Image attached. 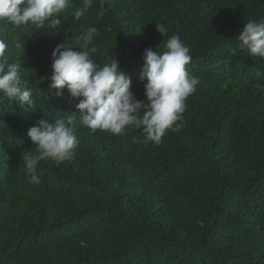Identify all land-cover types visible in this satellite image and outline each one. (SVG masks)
I'll return each instance as SVG.
<instances>
[{
	"label": "trees",
	"instance_id": "obj_1",
	"mask_svg": "<svg viewBox=\"0 0 264 264\" xmlns=\"http://www.w3.org/2000/svg\"><path fill=\"white\" fill-rule=\"evenodd\" d=\"M71 4L57 28L0 21L33 100L0 94V264H264V58L236 38L264 17V0H109L102 17L92 0L79 20L82 0ZM89 27L99 32L94 63L118 61L145 104V49L163 51L173 35L189 47L186 69L200 84L179 132L145 144L140 129L114 136L79 125V99L44 77L53 49L78 48ZM70 116L73 158L41 161L40 183L30 182L28 130Z\"/></svg>",
	"mask_w": 264,
	"mask_h": 264
},
{
	"label": "clouds",
	"instance_id": "obj_2",
	"mask_svg": "<svg viewBox=\"0 0 264 264\" xmlns=\"http://www.w3.org/2000/svg\"><path fill=\"white\" fill-rule=\"evenodd\" d=\"M108 2L100 0L98 16L104 15V5ZM91 6L92 0H82L74 18L79 20ZM70 7L71 0H0V21L36 28H44L48 22L49 28H57L61 24L59 15ZM98 34L96 27H89L78 37V48L63 41L59 43L51 54V74L44 77L50 81L51 89L58 90L57 95L66 88L71 98L79 99L75 105L79 125L92 133L99 130L114 136L140 129L145 144H159L166 132H179L183 127L185 102L200 84L199 78L190 76L186 69L191 61L189 47L178 35H173L163 42V51L145 49L139 76L148 101L145 104L131 91V78L119 69L118 61L111 59L110 63L99 66L94 63L92 57L97 49L89 46ZM236 38L249 56L264 58V17L248 20ZM15 47L22 45L17 41ZM7 48L0 40V94L32 107V91L22 82L19 65L9 61ZM76 126L75 117L70 116L55 123L40 119L28 130L35 147V154L23 157L25 175L30 182L40 183L41 161L51 160L59 166L73 158L79 144Z\"/></svg>",
	"mask_w": 264,
	"mask_h": 264
}]
</instances>
